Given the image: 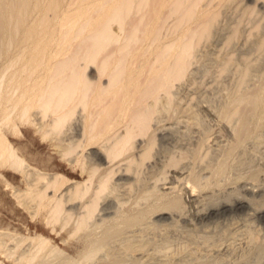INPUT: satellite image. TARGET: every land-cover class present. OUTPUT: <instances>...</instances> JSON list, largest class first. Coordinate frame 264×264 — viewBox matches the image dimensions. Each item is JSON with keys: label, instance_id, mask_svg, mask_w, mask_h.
Masks as SVG:
<instances>
[{"label": "bare ground", "instance_id": "bare-ground-1", "mask_svg": "<svg viewBox=\"0 0 264 264\" xmlns=\"http://www.w3.org/2000/svg\"><path fill=\"white\" fill-rule=\"evenodd\" d=\"M229 12L238 19L223 44L245 34L264 56V0H0V183L48 228L0 227V264H138L154 241L137 240L135 227L206 225L245 209L259 191L252 178L232 199L202 195L225 191L233 155L263 124L264 76L244 89L256 55L243 52L237 88L218 115L237 120L228 146L209 159L205 131L188 152L177 145L163 154L174 128L162 113L178 109L174 88ZM223 56L220 72L232 62ZM29 129L50 149L46 163L24 145Z\"/></svg>", "mask_w": 264, "mask_h": 264}, {"label": "rangeland", "instance_id": "rangeland-1", "mask_svg": "<svg viewBox=\"0 0 264 264\" xmlns=\"http://www.w3.org/2000/svg\"><path fill=\"white\" fill-rule=\"evenodd\" d=\"M235 15L236 13L229 12L227 13V15L225 14V16L223 15L220 18L218 24L219 26L217 28L218 30H216L217 33L215 34L216 37L214 36L213 40L211 39V41H208L207 43H205V45H203L200 50L201 53L199 52V60L198 62H196V65L194 64L192 66L193 69L191 68L189 70V75L187 74L188 76H186V78H184V80H182V82L178 84L179 86H176V88H174V91L177 92L175 93V99H177L176 103L179 104L176 105V107L179 106V110L174 107V110L176 109L175 111L173 110L172 112L171 109L168 113H162L163 115L161 114V118L164 117L163 119H167L168 117L165 116L167 114L168 116H171L168 120L165 121H167L166 125H169L174 128V134L176 132V136L173 134V140L170 141L167 146H165L166 148L164 147V155H167L165 154L166 149L167 152H170V148L171 151H173L172 149H174V151H179L180 148H183L185 152L186 150L188 152L189 149L194 148L192 144H195V142L193 141H196V139L198 140L200 137L202 138L206 135V133H209L210 139L213 140H211L212 142L209 141L212 145L210 143L208 144L211 145L210 149L212 151L209 152V155L213 157L211 158L209 156V159H214L215 156L220 152V150L225 148V146H228L230 134L233 133L232 128L236 125L237 120L235 119V122L232 121L233 123L230 125L226 122H224L226 124H224L223 122H219L218 118L227 106L230 96H232L231 93L235 91V87L237 88L236 83L239 80L238 70L241 66L244 65V59L242 58L244 56V58L249 56L252 60L256 55V53H253L251 49V44L249 45V42L247 43L245 34L242 36L241 39H239L240 42L239 40H237L228 47L223 44V36L226 35L229 30L231 31V29L234 28V26L236 25L235 23H237L236 19H238V16ZM244 28H247L248 30L247 26H244ZM219 31H221L222 33ZM243 41L246 44L243 43ZM246 45H249V47H245ZM221 46H223L222 49H220ZM251 51L252 53L249 54ZM243 52L246 54L243 55ZM218 53L220 54V56ZM252 54H254V56H252ZM223 55L232 57V62L231 64H229L226 71L220 72L221 63L219 64V62H221L220 60L224 59L221 57ZM259 56L257 58L256 55L255 59L252 60L254 62H252V68L249 71V74L251 75L248 76L244 84V89L249 88V91L252 87L250 85H253L256 88V85L260 84L259 81L263 79L260 77L264 76V56ZM260 59H262L263 62ZM247 80L249 82H247ZM246 83L248 84L246 85ZM254 87H252V90ZM176 111H178L179 113ZM171 112L174 114H172ZM170 113L172 115H169ZM182 113L184 115H181ZM179 114L181 117L179 116ZM263 114L264 112H262V118H264ZM170 118H172L173 120ZM180 119L182 121H180ZM187 120H189L190 122ZM169 121L172 123L170 124ZM262 123V126L259 128L252 126V129L255 128V131L251 129V137L248 138L249 140H246V142L244 143L245 146L243 145V147H241V149H239V151L236 152L235 155H233V157H235L234 159L232 158L233 160H231V162H233L230 165L234 163L235 164L230 166L231 172L229 171V181H227L228 183L225 185V189H223L225 191L222 190L223 193H221L220 191H215L214 193L216 194L208 192L204 194L205 196L202 195L205 198L206 196L209 197V199L206 198L208 202L219 201L221 200V196L222 200L225 198L232 199L236 195H241V193L243 192L242 186H244L246 183V186L250 188L253 185L251 184L253 181L252 179H254L256 180L254 185H258L255 189H259V191L255 196H248V198H251L252 201L250 200L249 203H246L245 209L238 213H232L224 217L214 219L212 220V222L206 225H196L195 222L193 223L189 221V223H187L189 225H183L180 223L178 227L174 226L165 231L163 229L160 231H147L145 229L146 231L144 230L143 232V228L135 227L134 233L136 236L134 237L137 240L143 237L145 238V236H147L149 238L148 240L151 239V242H155V244L153 242V246H150L151 249H149L148 251V256H145V258H143L138 264H264V219H259L256 216V212L260 210V208L264 209L263 119ZM209 129L211 130V132L213 131L214 135L213 133L212 135L214 138L212 137ZM205 131L206 133H204ZM26 135L27 138L24 140V145L28 147L30 153H33L35 155L37 154L39 162L41 161L46 163L49 158L48 156L51 153L50 149L43 145V142L40 138H35L33 130L29 129L28 134ZM173 145L174 147H172ZM177 145H181L180 148L176 147ZM167 147H169V149ZM191 151L192 150H190V152ZM57 160L59 163H62L59 157L57 158ZM190 161L192 162L191 153L190 155L188 154L187 162H185V164H187L186 167L193 166V164L191 165ZM254 176H256V178ZM238 178L241 179V182H238ZM230 195L233 196L231 197ZM197 198L193 197L191 198V201ZM27 224H31L32 229L37 226L40 231L48 230V228L43 222L32 221L26 213L18 209L11 196L7 195L3 184L0 183V227L10 228L13 230L17 229L26 233ZM191 224L193 226H191ZM134 233H129L128 235H134ZM142 233H145L143 234V237ZM119 242L120 239L113 245L115 246V249L120 247L121 242ZM74 251L75 247H72L70 252L74 254ZM149 253L151 255H149ZM15 262L10 260L8 261V264H18L17 262ZM118 262L116 263L128 264V262L125 261ZM99 263L102 264L101 262ZM91 264H96V262Z\"/></svg>", "mask_w": 264, "mask_h": 264}]
</instances>
